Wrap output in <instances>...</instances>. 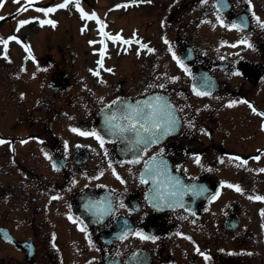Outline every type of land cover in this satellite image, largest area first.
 <instances>
[{
	"label": "flooded vegetation",
	"instance_id": "obj_1",
	"mask_svg": "<svg viewBox=\"0 0 264 264\" xmlns=\"http://www.w3.org/2000/svg\"><path fill=\"white\" fill-rule=\"evenodd\" d=\"M81 1L87 3L91 0ZM214 1L142 0L141 10H123L118 21L123 30L121 34L127 37L136 32L139 39L149 43L150 48L156 51L142 49L140 55L136 54V49L120 54L110 52L111 58L106 65L100 67L99 63L98 66L96 64L100 74L107 78L109 92L106 95H130L135 76H143L149 80L143 93L150 90L165 91L174 97L183 113L186 108H190L189 121L195 127H190L189 121H185L187 131L183 136H191L192 158L196 160L197 155L201 157L206 154L205 164H197L189 175L186 168L188 156L173 158L174 152L176 155L180 153L177 141L183 136L154 147L149 155H155L162 147L163 155L173 160L174 170L183 173L186 179L196 178L208 188L216 187V193H220L216 199L210 196L195 198L193 211L201 209V214L189 215L179 209L167 210L158 215L146 200L147 184H136L134 181L130 186H125L128 202L135 201L140 206V211L130 216L134 230L142 229L148 236L159 237L156 240L143 239L139 243V236L131 234L138 246L130 251L138 247L150 251L153 264H181L176 252L184 247L197 256L195 264H200L198 258L201 254L195 250L196 245H199L201 252L208 254L209 264H257L253 262L256 255L252 252L261 249L258 232L244 222L243 216L250 218L251 224L253 218L261 220L264 217L261 214L264 200L251 199V196L256 195L255 191L244 185L247 176L258 184H264V172L258 171L264 168V116L259 115V112L264 111V79L259 75L264 73V28L258 25L253 15L255 12L264 19V3L259 0L254 3L230 0L231 9L219 13L226 23L237 22L235 19L244 12L250 16L246 29H233L220 23L219 28L213 22V17L219 18ZM101 8L102 4L97 13L100 14ZM68 23L65 39L71 40L80 26L79 19L73 15ZM204 24L205 28L200 31L199 28ZM191 26L195 28L189 30ZM107 31L115 34L118 28ZM200 33L205 34L206 44L198 42ZM87 34L91 39L99 38L98 34H93L92 28ZM244 38L253 44L251 53H241L245 43L238 41ZM45 39L50 41L52 36L47 35ZM213 40L217 41L215 47L212 45ZM222 46L224 52H219ZM170 48H174L188 65L191 76L198 73L202 75V71L229 72L227 76H231L232 72L237 73L239 69V73H243L249 83L235 85L220 80V88L212 96L187 100L183 85L179 79L173 80L172 77L189 75L180 68ZM191 48L193 58L189 53L182 57L183 50ZM67 55L65 53L62 56L67 64L70 59L75 60V54L69 46ZM45 59L40 54L35 59L36 64L38 60ZM49 62L54 64L52 59ZM107 68L113 71L108 72ZM160 83L165 87L159 88ZM71 88L69 74L58 66L52 69L50 84L40 95V91L35 89V95L30 94L28 98L25 94L21 95V90L17 94L20 99H16L13 106H8L9 111L4 110L8 115L0 116V122L8 124L7 129L0 131V138L8 141L0 144V227H7L19 240L33 239L37 249V264H112L118 259L124 260L128 254L116 238L109 236V240H105L103 236L107 225L120 215L119 204L100 223L89 216L76 218L74 213L81 191L89 189L95 198H102L106 185L101 172L106 148L99 141L96 145H88L81 141L87 136L70 131ZM103 95L101 93L98 98ZM229 100L239 102L230 106ZM245 100L248 103L243 102ZM99 101L92 106H87L85 102L83 111L88 120L96 116L101 107H98ZM253 105L258 111L252 110ZM202 128L208 131L202 132ZM81 145H85L87 150L79 148L75 151ZM86 151L87 160L79 162L87 155ZM237 156L247 160V163L234 158ZM257 156H260L259 160ZM53 162L57 168L53 167ZM126 166L133 169L142 164ZM132 177L135 178V172ZM231 177L235 178L234 184H241L244 189L241 192L233 188V193L238 195L231 196L230 187L222 186V182H230ZM57 195L59 199H53ZM116 198L118 200L117 195ZM248 209L259 211L253 213ZM81 219L84 221L83 230L79 224ZM234 224L238 228L232 232ZM180 232L185 235L181 236ZM187 236L193 239L189 240ZM0 246L3 248L0 264H30L24 251L17 250L13 244L0 238Z\"/></svg>",
	"mask_w": 264,
	"mask_h": 264
},
{
	"label": "snow or ice",
	"instance_id": "obj_2",
	"mask_svg": "<svg viewBox=\"0 0 264 264\" xmlns=\"http://www.w3.org/2000/svg\"><path fill=\"white\" fill-rule=\"evenodd\" d=\"M18 2V0H17ZM128 2L131 3H140L142 0H128ZM147 2H151V0H147ZM202 3H207L208 0H201ZM249 3H251V0H248ZM29 4L33 3V0H28ZM70 3H74L75 7L79 9V11L82 14L83 18L86 19H95L99 28H100V35L104 37H110L113 41H123L124 44L131 46L133 43V38H125L122 34L118 33L113 35L110 32L105 31L107 28V22L98 16V14L95 11H92L91 13L87 12L83 7L81 0H63L62 3L55 4L51 7H41L37 10L43 13H52L55 12L59 8H68ZM128 4H117L115 5L116 8L120 7H127ZM224 5H221L219 2H217L216 7L219 9L223 7ZM26 8L23 6L21 9H18V11H24ZM253 15L255 16V19L258 23V25L262 28H264V19H262L260 16L256 15L255 12H253ZM219 20L218 22L221 25H224L228 28L233 29H242L245 25L243 22L237 23L235 21L226 23L225 19L220 16L218 13ZM0 19H3V17H0ZM32 19H38V17H33ZM246 19V18H245ZM31 22V19H21L19 20L18 24L19 26H24ZM57 21L52 19H45L41 20V24H51L55 26ZM83 28H87V24L83 26ZM82 28V30H83ZM19 28L17 29V31ZM123 30H121L122 33ZM12 40H19V37L16 35H12L7 37L6 39L3 37H0V43H3L5 45V50L3 52V55L10 59L8 57V51H7V44L9 41ZM165 41H167V37H165ZM135 42L140 45V49H138V53L141 49H149L152 52H155V48H150L149 43H144L141 39H136ZM23 43V41H21ZM91 44H96V40L90 41ZM99 43L103 44V47L99 49L101 53V59L98 61L99 66H104V55L107 54V48L108 43L107 40H101ZM224 43H227V41H224ZM238 43H245L248 45V47H253V44L250 40L247 38H244ZM170 51L172 53V56L175 58V60L178 62L180 68H182L189 76L192 75L191 69L188 67V65L184 62V60L181 58L180 55L177 54L176 50L174 48H170ZM28 53L31 56L33 60L36 59L35 55L32 53V49L30 46H28ZM26 70V69H25ZM95 72V75L100 76V72L98 70H92ZM108 72H112V68H107ZM237 73H239V69H237ZM35 75V73H33ZM173 80H178V76L172 77ZM105 82L106 81H102ZM159 88H164L165 85L163 83H160L158 85ZM193 89L197 93V95L203 96V95H211V92H204L201 91L199 87H197L195 84H193ZM24 95L23 93L21 94ZM101 101H103V97L99 98ZM117 102H119L117 112L121 113L122 115H117V112H114L112 116H106V123L104 129L100 130L95 127H93L91 130H83L79 127H73L72 131L80 133L83 136H93L96 140L100 142V145L103 146L106 143L107 137L112 136L113 138H121L125 141H128V147L126 150H133L135 149V152L133 154V159L130 161L131 163H139L142 157L139 155L140 152H147L148 146L152 144H160L161 141L173 130H175L179 124V117L176 115L175 112V106L171 103V101L166 97L162 95H154L149 100H141L133 104L131 101L127 99H121L120 97H117L116 100H113L111 104H105V107L111 110L112 105H116ZM239 101L237 100H229L228 104L230 106L236 105ZM245 103H248V101H243ZM252 110L258 111L255 106H252ZM260 116H264V111L259 112ZM127 119L128 124L125 126L123 123H117V120H124ZM143 122V128L138 129L136 126L141 124ZM190 127H195V124L192 121H189ZM129 131L135 134V136L129 140L128 136L126 135ZM202 132H207L208 130L206 128L201 129ZM210 134V133H209ZM3 138H0V144L7 143ZM23 143H26L27 141H22ZM67 145V142H65ZM163 153L164 149L161 147L159 152H157L155 155L150 157L147 161H145V167L144 171L140 174L141 175V181L143 183H147L148 179H152L154 183L158 180V177L165 175L168 170V164L167 161L163 159ZM45 155L48 156V153L45 152ZM105 155H107V149H105ZM49 159H51V156H48ZM238 160H243L242 157H234ZM257 160L260 159V156L256 157ZM201 162V158L199 155L196 156V163L199 164ZM243 162L246 164L247 160H243ZM111 164V160L109 161ZM53 167L57 168V164L53 162ZM58 170V169H57ZM131 171V169H129ZM258 171L264 172V168L259 169ZM113 172L117 175V177H120V173L115 171V168H113ZM101 175H103V172H101ZM147 177L148 179H146ZM123 179L122 177H120ZM75 183V180H73ZM227 185L228 187L235 188L237 191L243 192L244 189L240 186V184H233L229 181H223L222 186ZM162 187V186H161ZM191 191L193 195H202L205 191H207L206 186H201L200 188H197L196 185H186L181 181L178 177H172V182L168 185V191H160L159 188L157 189L156 195L152 196L151 193L147 197L148 202L154 204V206L159 207L160 202L163 201L164 204H167L169 207H176L180 206L183 207V196ZM220 195L219 192H217L213 199L218 198ZM253 200H264V195H253L250 197ZM53 199H59V195L54 196ZM121 207H126L123 200L120 201ZM111 200H107L105 212L110 210L112 208ZM132 209H129L131 211ZM191 211V209H189ZM261 214L264 215V209L261 210ZM70 218L71 214H69ZM100 218H103V214H100ZM79 224L83 230L84 228V221L81 219L79 221ZM134 234L136 236H139L145 240L152 239L156 240L159 239L157 236H148L143 232L142 229H136L132 230L129 229L128 232L121 235V239H126L127 235ZM181 236L185 235V233L180 232ZM187 239L192 240L193 238L191 236H187ZM195 243V241H193ZM197 252H199L201 255L205 257V259H209V256L207 253H203L200 250L199 245H196Z\"/></svg>",
	"mask_w": 264,
	"mask_h": 264
},
{
	"label": "rangeland",
	"instance_id": "obj_3",
	"mask_svg": "<svg viewBox=\"0 0 264 264\" xmlns=\"http://www.w3.org/2000/svg\"><path fill=\"white\" fill-rule=\"evenodd\" d=\"M20 6H21L20 2L16 3V4L13 3L12 9L18 10L19 8H21ZM32 15H40V13L38 11H36L35 9H34V11L26 10L22 14L21 18L29 17V16H32ZM203 38H204V41H205V39H206L205 35H203ZM247 50H248V47H243V49L241 50L242 51L241 53H245V52H247ZM0 53H1V45H0ZM0 72L3 73L2 71H0ZM5 79H6V77H5ZM0 82H2V79H0ZM4 89L5 88H0V93H2ZM105 180L108 183L112 184V185L118 184L117 179H115L114 177H111L110 179H105ZM259 261H260L259 264H264V249L260 252V260ZM253 262L258 263V261H253Z\"/></svg>",
	"mask_w": 264,
	"mask_h": 264
}]
</instances>
